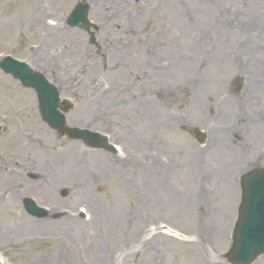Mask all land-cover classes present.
I'll use <instances>...</instances> for the list:
<instances>
[{
    "label": "rangeland",
    "instance_id": "1",
    "mask_svg": "<svg viewBox=\"0 0 264 264\" xmlns=\"http://www.w3.org/2000/svg\"><path fill=\"white\" fill-rule=\"evenodd\" d=\"M82 1L96 46L65 24ZM6 54L120 152L51 129L0 70V264H229L240 175L264 166V0H0Z\"/></svg>",
    "mask_w": 264,
    "mask_h": 264
},
{
    "label": "water",
    "instance_id": "2",
    "mask_svg": "<svg viewBox=\"0 0 264 264\" xmlns=\"http://www.w3.org/2000/svg\"><path fill=\"white\" fill-rule=\"evenodd\" d=\"M87 11V5L77 4L67 19L68 24H80L81 28L89 31ZM90 42L95 43L93 35ZM0 68L20 80L24 86L36 91L41 117L51 128L60 130L69 137L81 139L92 148L107 146L106 138L99 133L66 125L65 117L57 110L58 91L40 73L32 71L25 63L10 56H5L0 61ZM239 86L240 80H237L236 87ZM70 106L67 100L63 101L64 111ZM195 136L199 142L204 140L199 132ZM108 148L114 149L110 145ZM241 185V203L228 253V261L232 264H250L259 254L264 253V168L254 169L243 175ZM23 203L29 213L37 217L45 216V210L37 207L33 200L26 198Z\"/></svg>",
    "mask_w": 264,
    "mask_h": 264
},
{
    "label": "bare ground",
    "instance_id": "3",
    "mask_svg": "<svg viewBox=\"0 0 264 264\" xmlns=\"http://www.w3.org/2000/svg\"><path fill=\"white\" fill-rule=\"evenodd\" d=\"M0 117L2 118V119H0V120H3V119H4V118L2 117V115H1ZM3 168H4V164H3V162L0 161V174H2L1 177H3L4 174H6V176L4 177V178H5V182H8L7 179H9V182H11L12 179H13V177H14V174H12V170H10L11 172H10L9 170L3 171V170H2ZM79 170H80V169H79ZM13 197H14V196H13ZM9 215H10V216H11V215H12V216H16V213H15L14 210H10V211H9ZM17 225H18V224H17ZM18 227H19V230H23L26 226H25V225H19ZM166 232H168V230H166L165 233H166ZM168 234L173 235V233H171V232H170V233L168 232Z\"/></svg>",
    "mask_w": 264,
    "mask_h": 264
}]
</instances>
